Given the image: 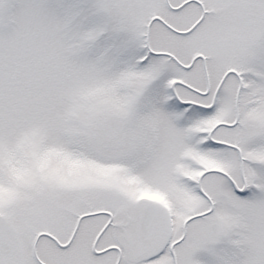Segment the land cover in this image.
Returning a JSON list of instances; mask_svg holds the SVG:
<instances>
[{
    "label": "snow or ice",
    "instance_id": "1",
    "mask_svg": "<svg viewBox=\"0 0 264 264\" xmlns=\"http://www.w3.org/2000/svg\"><path fill=\"white\" fill-rule=\"evenodd\" d=\"M0 264H264V0H0Z\"/></svg>",
    "mask_w": 264,
    "mask_h": 264
}]
</instances>
